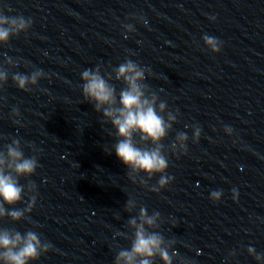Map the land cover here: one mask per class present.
<instances>
[{"label": "clouds", "instance_id": "obj_1", "mask_svg": "<svg viewBox=\"0 0 264 264\" xmlns=\"http://www.w3.org/2000/svg\"><path fill=\"white\" fill-rule=\"evenodd\" d=\"M132 18L147 24L143 16ZM210 19L214 20L215 17ZM32 23L31 18L5 15L0 10V45H7L12 37L27 33ZM122 27L125 30V38L135 31L132 24H123ZM202 40L212 53L221 51L223 42L218 38L204 34ZM6 64L9 68L16 67L18 61L7 58ZM9 68L0 66V88L8 81ZM109 68L111 71L98 64L95 68L82 71L83 83L80 87L83 99L91 103L97 113H102L104 123H110L115 129L116 143L110 149L105 147V151L109 154L115 151L118 159L127 167V175L132 183H139L142 187L159 193L174 179L166 172L170 163L168 153L178 157L188 152L189 137L185 132H178L171 144L166 146L163 143L173 125L178 122L179 110H169L168 102L162 100L157 92L144 82L146 73L151 75L149 68L131 59H125L117 67L109 65ZM45 76L42 69H35L30 74L12 73L11 79L20 90L30 91L31 87L37 86L39 80ZM113 80L124 85L119 92L112 83ZM12 115L18 117L19 110L13 108ZM14 123L19 124V120H14ZM192 128V142L198 143L202 129L199 125H193ZM224 131L231 135L233 129L225 126ZM26 146L32 150L31 156H25L21 141L16 138L4 145V150H0V220L8 218L12 222L26 220L32 223L28 214L36 204L37 185L31 180H28L27 184H21L20 180L33 176L40 167L37 153L41 150L34 144ZM157 174V184L150 186L148 180ZM222 195L223 190H214L209 198L213 202H219ZM25 196H28L26 207H14L24 202ZM238 196V191L232 189L234 201H238ZM137 207L134 198H129L125 204V210L129 213L134 212ZM162 223L160 212L153 211L149 214L145 206H139L138 215L130 217L127 221L126 227L129 231L116 234L130 240V247L119 249L114 264H154L157 258L163 264H173V260L177 258L173 251L177 241L166 239L162 235L159 231ZM52 248L53 245L42 239L39 232L27 230L21 233L15 228H0V264H32ZM246 250L249 255L264 264V254H258L252 246ZM235 256V250L229 253V258ZM180 264L190 262L180 258Z\"/></svg>", "mask_w": 264, "mask_h": 264}]
</instances>
